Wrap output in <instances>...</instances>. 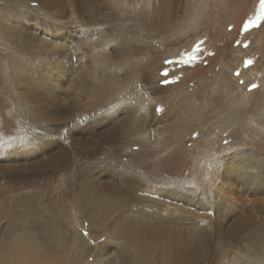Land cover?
Here are the masks:
<instances>
[{
	"label": "rangeland",
	"instance_id": "374dc122",
	"mask_svg": "<svg viewBox=\"0 0 264 264\" xmlns=\"http://www.w3.org/2000/svg\"><path fill=\"white\" fill-rule=\"evenodd\" d=\"M2 2L0 32L1 23L23 24L19 11L96 32L95 43L109 44L106 56H95L96 71L118 69L121 82L118 95L106 87L107 99L92 98L91 116L69 135L52 139L58 135L46 133L52 141L27 126L16 89L0 88L1 241L5 245L20 227L33 225L28 220H45L58 225L65 242L61 254L47 249L38 229L37 248L27 255L17 243L15 259L35 255L31 264H91L98 246L117 255L122 241L111 232L114 226L156 214L161 224L170 218L179 224L169 232L163 226L150 264H252L245 258L252 254L249 241L264 237V0H124L125 9L101 0ZM4 35L6 44L11 39ZM94 66L86 65L88 71ZM129 66L130 75L120 71ZM0 79L8 82L1 72ZM209 88L212 94L222 90L220 105L207 106ZM81 184L111 185L139 199L101 230L80 210ZM23 196L34 197L38 213L25 215ZM7 202L11 206L4 207ZM71 208L87 246L81 257L67 241Z\"/></svg>",
	"mask_w": 264,
	"mask_h": 264
},
{
	"label": "bare ground",
	"instance_id": "6f19581e",
	"mask_svg": "<svg viewBox=\"0 0 264 264\" xmlns=\"http://www.w3.org/2000/svg\"><path fill=\"white\" fill-rule=\"evenodd\" d=\"M2 1L3 0H0V15L1 17H4L5 14L2 10L4 2ZM7 1L11 5L15 2V0ZM101 1H106L109 5H113L118 9H121L122 7L125 9L127 7L123 3L124 0H116L119 2V4L115 2L116 5H114L115 0ZM19 12L17 13L18 18L23 24H20L19 22L17 25H10L9 22L11 20H8L9 24H6L7 22L3 24L1 23L2 29L0 34H5L4 37L6 38L8 35L11 40H8L5 44V42L0 39V72L1 77L8 81L6 83L0 79L2 82H0V84H2L0 88L5 93L10 89H16L17 92L15 99L18 100L20 108L22 107L26 112V120H28L27 126L30 125V127L34 129L37 128L40 132L44 133H42L43 138L52 141V139H57L59 136L63 137L66 134L69 135L75 125H81L83 121L88 119L91 116L90 111L93 110L92 106H94L92 98H95L96 101H99L102 98L103 100L108 98L109 93L106 87L109 88L110 91L115 90L117 95L119 94L118 88L119 85H121V82L116 77L118 69L112 71H103L101 69L96 71L99 67L96 60L94 61L95 56L97 54L101 57L106 56L107 47L109 46V44L106 43H95L93 36L96 35V32L87 31V29H83V27L74 23L72 20L64 22L50 20L52 22L51 24L45 16L40 17L39 15H30L28 13H23L24 11L21 13ZM90 19H93V17L91 16ZM90 23L94 27L97 26L95 20H92ZM82 36H84L83 39L81 38ZM88 40L93 41L87 42ZM33 48L34 51L28 56H25L26 54L24 56L22 55L25 50L31 51ZM120 49H122V47H120ZM7 50H10L11 53L15 55H8L10 52ZM5 51H7V53ZM88 54H90V56ZM73 55L75 58L74 61L72 59ZM87 56L90 57L89 62L95 64L94 67H90L89 71L86 67V65L89 67V62L83 59ZM75 65L78 71H75ZM250 68L252 69L253 67L251 66ZM120 71H123L126 75H130L133 72L131 66L121 68ZM248 71L249 69L247 71L241 70V75L239 77L244 78ZM115 87L117 89H115ZM68 89L72 90L68 91ZM221 91L219 93L217 89L215 94H212L209 88L208 94L206 95L207 106L215 104L217 101L220 105L222 99ZM208 96H210V98ZM134 118H132V120H136ZM70 123H72V125H69ZM60 125H68V127L62 129ZM133 126L131 125V127ZM51 131L55 133L54 135L58 136L52 138L54 135L46 134ZM245 132L244 134H246ZM49 144L50 143L45 142L44 146L47 147ZM105 188L107 189L105 190ZM105 188H92L88 184H81V186L78 187L79 190L76 192V200L79 204L80 210L82 212L84 211V214L89 215L88 219L90 220L91 226H98V229L101 230H108L106 227L107 221L111 218H115L114 215H117V220H119L120 213L124 212L130 207L129 205L139 199L134 196L131 191L128 193H122V189H117L111 185H108ZM109 188L112 191H110ZM23 197L22 200L27 204L25 215L27 216L29 213H31L30 215L38 213L37 209L33 207L34 197ZM10 204L12 203L10 202ZM2 205H4V207L11 206L9 205V202H7L6 205L2 203ZM47 206L49 207V205ZM48 209H51V212L54 210L52 207ZM70 212L73 226L69 230L67 241L72 250H79V256L81 257L84 250L85 253L87 252V246H83V238L79 237L76 230L78 222H76V217H73L76 215L75 210L71 208ZM149 214L151 215V213ZM27 218L31 219L30 216ZM135 220L126 219L120 223H118V221V225L116 224L117 227L114 226V228H116L115 231L112 229L111 232L113 235L116 237L120 236V241H122L121 246L117 248V255L114 256L112 254V257H109V250L105 246H98L97 255L91 264H116V257H120L121 262H117L119 264H150L151 246L155 245L154 240H156L159 247H161L158 240L161 242L160 237L162 236L161 233L163 232V226L166 227L165 230L169 232L171 230L170 228L179 224V220H171V218L168 223L161 224L160 219L156 214L151 220L150 218L149 220ZM190 220L188 218L186 221L189 222ZM39 221L40 222H37L36 224V221L28 220L27 222H33V225L22 228L20 227L15 231L14 236L16 235V237H14V239L11 238L10 241L7 240L5 245L2 243V237H0V264H31V259H37L35 255L25 257L22 262H19L15 258L18 257L17 243L23 249H25V247L27 248V255L30 254L31 248H37L38 232L36 230L38 229L41 231L43 230L41 241H43V244L47 249L51 245L55 250L60 249V251H58L59 254L63 252L65 242L63 243L62 239L59 238L60 236H58V225L56 226V224L47 223V221L44 222L45 220ZM183 222H185V220H183ZM248 246L249 250H252V254L251 256H248L249 254H247V257L245 258L249 261L252 260V264L264 263V237L259 238L258 236H254L249 241ZM248 248L246 247L247 251Z\"/></svg>",
	"mask_w": 264,
	"mask_h": 264
}]
</instances>
